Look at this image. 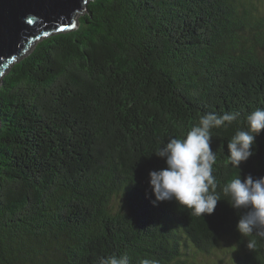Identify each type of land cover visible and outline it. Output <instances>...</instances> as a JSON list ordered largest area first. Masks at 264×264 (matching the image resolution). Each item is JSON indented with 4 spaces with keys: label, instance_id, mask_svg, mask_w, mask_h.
I'll list each match as a JSON object with an SVG mask.
<instances>
[{
    "label": "trees",
    "instance_id": "obj_1",
    "mask_svg": "<svg viewBox=\"0 0 264 264\" xmlns=\"http://www.w3.org/2000/svg\"><path fill=\"white\" fill-rule=\"evenodd\" d=\"M259 1L90 0L75 29L42 37L5 71L0 264H99L111 254L197 264L223 237L238 244L235 264H264V235H241L244 210L223 191L237 176L264 177V131L239 168L227 149L264 109ZM206 113L239 114L211 130L214 213L154 203L150 172L167 167L155 153Z\"/></svg>",
    "mask_w": 264,
    "mask_h": 264
},
{
    "label": "clouds",
    "instance_id": "obj_2",
    "mask_svg": "<svg viewBox=\"0 0 264 264\" xmlns=\"http://www.w3.org/2000/svg\"><path fill=\"white\" fill-rule=\"evenodd\" d=\"M238 115L203 114L185 138H171L155 153L165 159L167 167L150 172L154 203L176 201L197 216L214 213L220 200L215 194L217 182L213 172L217 157L211 147V130L231 125ZM246 120L248 130L238 131L227 144L229 159L236 168L254 155L256 137L264 131V109L255 110ZM223 191L230 196L234 209L244 210L237 223L241 235L250 237L254 232L264 235V177L248 175L242 179L237 176ZM248 246L250 248L251 243ZM99 264H130V258L126 254H111L100 257ZM140 264H157V261L146 258Z\"/></svg>",
    "mask_w": 264,
    "mask_h": 264
},
{
    "label": "water",
    "instance_id": "obj_3",
    "mask_svg": "<svg viewBox=\"0 0 264 264\" xmlns=\"http://www.w3.org/2000/svg\"><path fill=\"white\" fill-rule=\"evenodd\" d=\"M90 0H0V83L42 37L75 29Z\"/></svg>",
    "mask_w": 264,
    "mask_h": 264
},
{
    "label": "rangeland",
    "instance_id": "obj_4",
    "mask_svg": "<svg viewBox=\"0 0 264 264\" xmlns=\"http://www.w3.org/2000/svg\"><path fill=\"white\" fill-rule=\"evenodd\" d=\"M257 5L261 12L260 14L264 15V0L259 1ZM119 198H113V209L120 207ZM237 248L238 244L235 240L223 237L218 241L217 245L211 248L209 254L205 252L197 253V264H235L236 253H238Z\"/></svg>",
    "mask_w": 264,
    "mask_h": 264
}]
</instances>
